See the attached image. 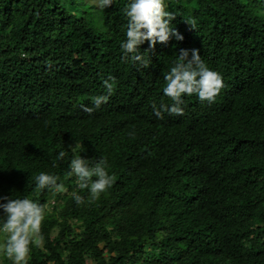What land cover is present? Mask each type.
I'll list each match as a JSON object with an SVG mask.
<instances>
[{"label": "trees", "instance_id": "16d2710c", "mask_svg": "<svg viewBox=\"0 0 264 264\" xmlns=\"http://www.w3.org/2000/svg\"><path fill=\"white\" fill-rule=\"evenodd\" d=\"M87 1L0 0V195L49 209L28 264H264V0H167L183 39L145 40L146 68L121 58L128 0ZM182 48L223 81L183 97L206 113L191 123L152 110ZM79 154L112 177L96 200L65 178ZM42 171L66 191L36 189Z\"/></svg>", "mask_w": 264, "mask_h": 264}, {"label": "clouds", "instance_id": "9594fccd", "mask_svg": "<svg viewBox=\"0 0 264 264\" xmlns=\"http://www.w3.org/2000/svg\"><path fill=\"white\" fill-rule=\"evenodd\" d=\"M95 3L100 9H104L112 5L113 0H95ZM167 8V0H128L124 9L127 18L125 39L119 44L122 59L127 58L138 67L146 68L150 59L144 57L138 47L145 40L149 47H154L157 42L166 43L170 37L183 39L176 28L170 27L175 14ZM163 79L165 84L162 92L170 98L171 103L161 102L157 107L153 102V113L157 117H162L163 112L178 115L177 117L184 116L189 123L198 118L197 114L201 117L206 113L193 99L190 105H183V97L195 94L197 101L204 104V100L212 102L223 87L221 75L207 67L196 48L180 49L170 69L164 72ZM103 85L106 93L90 97L92 106H83L84 111L92 112L95 107L107 101L114 91V77L104 79ZM64 155L61 150L57 153V158L62 159ZM105 165L103 158L90 164L87 158L75 155L69 162L65 178L74 175L76 186L79 189L86 188L90 199L96 200L112 184V177ZM35 188L49 189L53 193L66 191L63 181L57 175L43 171L35 176ZM72 195L77 204L84 202L85 198L75 191ZM48 210L47 204L28 196L11 198L9 195H0V254L10 260L11 264H28L31 258L30 244L43 246L41 222Z\"/></svg>", "mask_w": 264, "mask_h": 264}, {"label": "rangeland", "instance_id": "374dc122", "mask_svg": "<svg viewBox=\"0 0 264 264\" xmlns=\"http://www.w3.org/2000/svg\"><path fill=\"white\" fill-rule=\"evenodd\" d=\"M91 0H88L87 2L90 3ZM86 13L85 11L83 12V14ZM1 261H5L6 259H2L0 256ZM88 261H90V259H88Z\"/></svg>", "mask_w": 264, "mask_h": 264}]
</instances>
